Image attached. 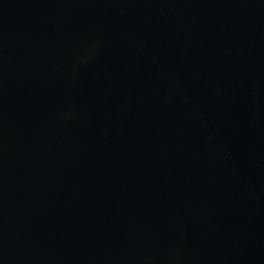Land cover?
<instances>
[{"label": "water", "instance_id": "obj_1", "mask_svg": "<svg viewBox=\"0 0 264 264\" xmlns=\"http://www.w3.org/2000/svg\"><path fill=\"white\" fill-rule=\"evenodd\" d=\"M0 264H264V0H0Z\"/></svg>", "mask_w": 264, "mask_h": 264}]
</instances>
